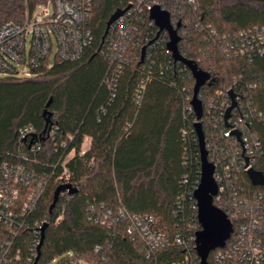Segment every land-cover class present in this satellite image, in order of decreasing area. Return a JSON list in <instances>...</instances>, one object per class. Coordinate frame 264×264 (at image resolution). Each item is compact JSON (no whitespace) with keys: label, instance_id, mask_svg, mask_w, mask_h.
Segmentation results:
<instances>
[{"label":"trees","instance_id":"1","mask_svg":"<svg viewBox=\"0 0 264 264\" xmlns=\"http://www.w3.org/2000/svg\"><path fill=\"white\" fill-rule=\"evenodd\" d=\"M49 1L55 2L0 0V26L24 22L28 11ZM158 2L170 12L175 27L181 23L182 56L212 76L213 83L200 91L202 100H219L218 92L229 89L240 97L239 113L243 109L247 116L240 129L243 135L256 134L261 140L263 152L252 165L264 174V55L249 59L226 52L228 42L240 32L264 27V0H200L196 7L176 0ZM126 7V0H91L87 16L93 42L79 59H56L51 67L46 63L33 78L0 79V179L5 167L13 172L22 167L36 182L46 181L36 206L24 217L29 228L13 236L0 224V247L11 241L8 257L18 256L16 264H65L71 258L84 264H170L184 257L183 249L171 247L147 258L141 240L127 234L129 221L120 217L122 210L131 216L150 215L157 230L186 237L188 226L196 223L193 193L201 180L197 118L188 110L195 79L184 63L175 62L167 52L168 33L157 38L159 29L140 20L138 30L124 40L121 63L104 54L111 31L106 35L107 23ZM145 19L150 21L148 12ZM46 110L51 119L44 135ZM237 116V111L231 115ZM201 123L208 151L216 137L223 146L236 143L222 136L227 124L213 120L206 109ZM25 127L35 128L38 137L22 139ZM35 146L40 149L34 151ZM65 168L68 184L78 191L63 192L50 212ZM234 186L264 192L252 185L246 172ZM17 187L20 197L11 207L16 217L31 192ZM216 205L228 215L235 232L226 247L210 253L208 264H215L216 253L236 241L237 219L224 205ZM105 216L108 222L103 224ZM46 223L36 262L42 236L38 226ZM192 248L201 263L195 243Z\"/></svg>","mask_w":264,"mask_h":264},{"label":"built area","instance_id":"2","mask_svg":"<svg viewBox=\"0 0 264 264\" xmlns=\"http://www.w3.org/2000/svg\"><path fill=\"white\" fill-rule=\"evenodd\" d=\"M129 9L110 28V35L104 54L113 63H121L126 52L125 38L131 36L137 28V22L142 20L147 25H155L150 19H145L146 12L149 14L155 5H160L167 10L158 0H126ZM175 3L187 4L196 7L200 0H176ZM53 4L54 12L51 13L48 6ZM44 7L40 14L37 10ZM47 7V8H45ZM91 0H55L45 5H40L35 11H28L26 19L22 23H5L0 26V76L2 78H33L38 76L42 65L47 63L51 67L50 57L53 47L57 45L56 59L65 61L79 59L87 47L93 42V33L88 25V11ZM126 7V8H128ZM172 7H176L173 4ZM124 8V9H126ZM173 9V8H172ZM168 11V10H167ZM156 26V25H155ZM167 33V32H166ZM212 35L216 32L212 30ZM169 37V35H168ZM31 38L30 47L28 39ZM167 52L171 53L167 48ZM226 52L237 57L252 58L255 55H264V27L254 26L236 35L226 48ZM25 66V69L21 67ZM121 70V66L118 67ZM231 89L227 93L218 92L216 100L208 97L202 100L204 110L213 120L223 121L229 125L222 133L225 138H234L235 144L226 146L219 144L218 138L213 147L208 151L209 160L215 165V178L219 185L218 194L214 197V203H220L227 208L228 213L237 219L235 243L218 251L215 255V264H263L264 263V192L246 191L244 186L235 187L234 183L240 179L243 172L253 167L254 160L263 152V145L256 134H244L240 127L246 121L245 110L239 113V105L232 111H237L236 119L230 117L226 122L225 117L228 108L232 104ZM239 102L240 97L236 95ZM192 101V100H191ZM188 110L194 112L190 104ZM195 113V112H194ZM264 119V117H263ZM197 122V121H196ZM240 131L242 144L233 132ZM22 139L37 138V131L33 127H25L20 134ZM33 147V146H32ZM40 149L34 147V151ZM227 156L231 159H227ZM241 159V161L238 160ZM246 159L250 164L246 166ZM0 179V224L9 228L13 236L27 227L24 217L31 212L41 197L46 181L34 179L32 173L22 167L11 171L8 167L2 171ZM62 184L69 183V170L64 169ZM10 180V181H8ZM12 182V183H10ZM35 184V185H33ZM200 184V183H199ZM18 185L30 189L26 202L17 211L18 216L11 210L14 202L20 197ZM33 187V188H32ZM198 188V187H197ZM196 188V189H197ZM196 191V190H195ZM194 191V192H195ZM226 192H230L225 200ZM194 197V193H193ZM195 200V198H194ZM182 198H179L181 204ZM196 223L188 226L189 234L183 236L181 232L175 235L169 232L159 231L155 227V219L150 215L131 216L126 210L120 212V217L129 221L127 234L133 239H139L144 244L147 258H156L158 251L171 247L183 249L181 259L172 261L170 264H201L194 257L193 243L196 244V234L201 230L198 221V206ZM218 206V205H216ZM221 208L220 206H218ZM111 213V212H110ZM112 215V214H111ZM20 219V220H19ZM108 216L103 219V224ZM42 225L38 226V232H42ZM235 232V229H234ZM233 232V233H234ZM11 241H5L0 247V264H16L20 261L8 257ZM226 247V246H225ZM30 262H33L31 259ZM65 264H84L82 259H74Z\"/></svg>","mask_w":264,"mask_h":264},{"label":"water","instance_id":"3","mask_svg":"<svg viewBox=\"0 0 264 264\" xmlns=\"http://www.w3.org/2000/svg\"><path fill=\"white\" fill-rule=\"evenodd\" d=\"M128 9L129 7L126 9H120L110 17L107 23L106 35L110 27L122 15H124ZM150 19L155 22L156 27L159 29L157 38L162 32L168 33L169 42L167 44V48L171 51L174 61L184 63L191 71L195 79L194 96L191 101V105L194 108V112L197 118L195 128L199 140L201 155V180L198 188L194 192V198L197 201L198 206V221L201 225V230L196 234V249L201 259V264H208V257L210 253L217 248L224 247L234 231L233 224L228 215L224 210L216 206L214 203V197L218 194L219 185L215 178V165L209 160L205 133L201 123L204 114V108L203 103L199 98V94L201 89L206 84L211 85L213 83V79L210 73L200 69L199 66L193 61L185 59L180 53L179 44L181 42V37L178 34V29L180 28L181 23H179L177 27H175L172 23L171 14L169 11L162 9L160 5H155L150 11ZM105 36L103 40H105ZM153 42L154 41H152L150 44H152ZM145 54L146 47L143 48L142 60H144ZM230 95L232 104L227 110L225 117L226 122L230 119L232 111L238 105L236 95L233 91H231ZM44 116L46 117V128L42 134L45 135L50 130L51 113L46 110L44 112ZM227 126L229 127L228 124ZM233 134L237 136L239 142L242 144L240 131L233 132ZM249 164V159H246V166H249ZM247 175L253 186H260L264 189V174L262 172L257 171L253 167H251L248 169ZM77 191V188L68 183L58 186L54 193V201L51 205L50 212H52V210L56 206L59 197L63 192L74 194ZM47 225L48 223H46L42 228V236L37 249L38 256L36 262L40 259L41 256V247L44 242L45 229Z\"/></svg>","mask_w":264,"mask_h":264},{"label":"rangeland","instance_id":"4","mask_svg":"<svg viewBox=\"0 0 264 264\" xmlns=\"http://www.w3.org/2000/svg\"><path fill=\"white\" fill-rule=\"evenodd\" d=\"M44 7H40L38 10H37V13L40 14L42 12ZM47 8V7H45ZM48 9L51 13L54 12V6L53 4H50L48 6ZM30 41H31V38L28 39V46L30 47ZM56 51H57V45H55L53 47V53L51 54V57H50V64L53 66V64L55 63V60H56ZM22 69H25L26 67L25 66H22L21 67ZM2 78V76H0V79Z\"/></svg>","mask_w":264,"mask_h":264},{"label":"crops","instance_id":"5","mask_svg":"<svg viewBox=\"0 0 264 264\" xmlns=\"http://www.w3.org/2000/svg\"><path fill=\"white\" fill-rule=\"evenodd\" d=\"M89 144H90L89 143V140H87L86 143H85V145H84L85 149H87L89 147Z\"/></svg>","mask_w":264,"mask_h":264}]
</instances>
